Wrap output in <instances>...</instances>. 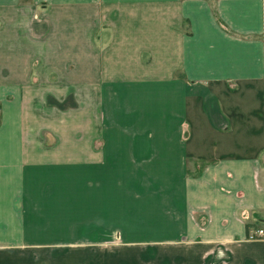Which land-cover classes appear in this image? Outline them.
Masks as SVG:
<instances>
[{"label":"crops","instance_id":"1","mask_svg":"<svg viewBox=\"0 0 264 264\" xmlns=\"http://www.w3.org/2000/svg\"><path fill=\"white\" fill-rule=\"evenodd\" d=\"M116 215L187 233L172 264H264V0H0V264Z\"/></svg>","mask_w":264,"mask_h":264},{"label":"rangeland","instance_id":"2","mask_svg":"<svg viewBox=\"0 0 264 264\" xmlns=\"http://www.w3.org/2000/svg\"><path fill=\"white\" fill-rule=\"evenodd\" d=\"M198 171L199 168L186 169L184 173L186 175H193ZM117 203L122 204L123 202L117 201ZM84 212L86 214L85 209ZM68 219L73 222L75 217H68ZM84 219L91 220L92 218L84 216ZM154 223L155 218L151 216H101L99 219L101 226L99 227L103 228V225L106 227L110 226L111 228H115V232L84 233V243L98 244L99 248L78 250L75 252V255L68 256V263L157 264L156 258L163 257V264H172V246L174 244L187 243V233L173 232L171 231V226H169V230L163 234L164 239L162 243L161 239H156L157 235ZM75 235L69 234V237H72L71 240H74L73 237ZM95 258H97V261Z\"/></svg>","mask_w":264,"mask_h":264},{"label":"built area","instance_id":"3","mask_svg":"<svg viewBox=\"0 0 264 264\" xmlns=\"http://www.w3.org/2000/svg\"><path fill=\"white\" fill-rule=\"evenodd\" d=\"M257 238H264V228H258L248 233L247 239L253 240Z\"/></svg>","mask_w":264,"mask_h":264}]
</instances>
